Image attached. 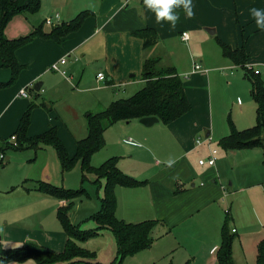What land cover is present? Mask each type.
Listing matches in <instances>:
<instances>
[{
	"label": "crops",
	"instance_id": "1",
	"mask_svg": "<svg viewBox=\"0 0 264 264\" xmlns=\"http://www.w3.org/2000/svg\"><path fill=\"white\" fill-rule=\"evenodd\" d=\"M192 3L195 6L194 17L186 18L183 10H179L180 20L176 28L171 29L167 22L156 23L154 13L144 7L143 0H100V8L97 12H91L78 31L69 34L61 43L51 39L37 38L17 51V59L20 64L25 66L23 71L30 70L29 80L26 82L28 89H26L30 92L34 90V100L31 103L35 101L36 106H48L50 111L56 114L57 121H65L67 126H71V135L76 143L87 136L88 114L95 111L92 110L93 107L99 109L103 105L96 98V95L92 94L95 92L94 88L89 86L79 87L84 82L88 84L85 78L86 72L95 74L99 84L106 82L108 85H112L113 88L121 87L122 93L127 92L128 86L135 84L132 83L133 81L127 80L129 74L142 70L143 75L144 63L149 58H159V67H175L178 73H181V76L186 73L189 75L188 79L185 80V88L192 104V110L178 120L169 123L166 130L167 134L163 138L152 129L157 123L147 127L139 122L141 127H136L134 131L137 136L136 141L132 137L125 140L129 147L126 152H123L124 155L132 158L133 162L130 164L133 166H137L136 164L140 162L142 164L140 168L143 172L137 174L136 170H129V164L120 158H118V165L127 175L139 181H148L143 186L128 188L143 190L145 193L143 195L149 196L150 201L141 207L138 206V209L134 212L137 213L138 220H132V215L121 219H127L128 222H141L150 219L160 220V223L155 227L156 236L158 237H153L154 242L158 243L157 240L162 236H172L174 242L178 245L175 252H178L180 248L186 249V252L181 254L179 260L181 263L187 261L188 264H217V250L222 240V228L225 220L229 218L225 215L227 211H229L232 221L231 230H235L238 236L242 234L250 236L254 247L255 245L258 247L259 242L264 240V180L260 178L262 175L264 179V171L256 172V179L260 178L259 182L245 186L243 180L238 178L237 167H234L229 179H234L235 185L233 182L227 186L218 163L222 160L218 151L216 155L219 158L215 165L200 164V160L210 157L214 150H210L209 145L206 150H200V146L204 145L205 141L200 140L201 143L197 141L200 134L205 132L206 137H209L213 133L214 108L207 88H212V78L209 72L215 68L211 66L206 68V71H202V68L196 70L195 65L198 63L194 62L192 68L189 66L190 69H179L168 62L164 63L170 53V47L164 41L167 42L168 38L180 33L182 41L187 42L191 38L190 30L201 32L204 29L211 35H216L220 30L228 27L241 31L240 27H244L254 20L250 14V9L253 7L264 9V0H192ZM55 13L53 15H56ZM54 20V24L66 22L62 21L60 13L59 18L55 17ZM88 27L90 33L86 32ZM144 28H153L160 35V42L157 45L145 48L143 41L132 34V31ZM207 29H212L215 32L211 33ZM33 30L34 28H32ZM242 31L245 32V29ZM183 33H188L187 40H183ZM229 44L232 45V43ZM233 47L238 48L239 46ZM64 58L67 61L60 66L66 71V74L51 70L52 64L61 63ZM226 59L236 65L231 59ZM217 64L218 67L231 70L230 75L235 74V67H231L232 65L227 61L219 59ZM80 69H83V71L79 73ZM0 70H3V73H0V84L9 82L12 78L11 69L0 67ZM51 72L53 75H50ZM99 72L105 74V80L98 79ZM204 73H207V75ZM45 75H49V78L54 79L53 85L49 88H47L46 82L42 80ZM221 75L223 76V73ZM134 76L135 74H131L130 77ZM37 83L42 84L40 91L35 89ZM142 84H145L144 78ZM22 89L23 87L20 88V91ZM20 91L19 96H22ZM116 95L118 94H115L113 101L119 99ZM70 96H75L79 100L91 98L79 110L74 108V103L71 104L72 110L68 111L71 121L66 120L67 118L63 116V112L67 113L69 109L66 103L69 102ZM16 97L13 96L4 109L0 111V119L3 117V111ZM238 103L240 109H238L239 113L237 112L235 116V122L238 123L237 121L240 118L243 121L242 125L252 123L254 114L245 111L246 108L241 100ZM255 107L257 121V105ZM104 109L100 108L95 112ZM135 120L139 119L124 122L132 124L136 122ZM15 122L16 119L13 117L11 125L14 126ZM18 123L20 124V122ZM54 125L58 128L57 123L49 124V128ZM18 126L16 129H18ZM143 128H148V130ZM230 131L231 129L225 128L224 132L222 130L221 133H218V138L221 139L228 135ZM165 136H171L173 141L163 143L162 139ZM4 142L7 141L0 139V150L2 149L1 151L5 153V159L0 161L1 163L9 158L8 151L10 149L17 151L16 153L24 151V149L15 150L4 147ZM42 147L44 146H39L35 150L45 148ZM241 152L236 154L239 165L256 162L260 155L263 160V151L260 147L241 149ZM55 154L57 156V153ZM118 157L126 158L124 156ZM170 158L176 161L172 167L168 166ZM37 180H48L53 183L51 175L34 181ZM21 181H25L21 176H0V242L18 239V235L21 234L18 231L23 232L22 239L26 240L28 237H32L34 228L31 224H27L29 222H25V217L36 213V210L42 208V206L44 208L45 204L48 205L51 202L48 201V197L56 200V210L59 206L66 204V200L36 190L35 184L27 187ZM26 182L28 181L26 180ZM177 189H180V191L177 192ZM133 194L131 193L134 200H136V196L139 197L141 191L136 192L135 195ZM242 195L243 198L240 197ZM100 207L101 203L99 201L96 208L92 209L90 207V209L84 210L83 217L86 218L83 221L90 219L91 215ZM20 209L30 212L22 218H18L15 212ZM48 210V208H44L41 213ZM66 241L67 235L65 242L63 241L64 246L59 251L65 248ZM1 246L4 248V245ZM233 250L237 264L235 243ZM251 264L254 263L251 262Z\"/></svg>",
	"mask_w": 264,
	"mask_h": 264
},
{
	"label": "rangeland",
	"instance_id": "2",
	"mask_svg": "<svg viewBox=\"0 0 264 264\" xmlns=\"http://www.w3.org/2000/svg\"><path fill=\"white\" fill-rule=\"evenodd\" d=\"M99 8L100 0H42L39 11L34 13L23 12L19 15H16L6 28L5 33L8 38H17L30 34L32 28H35L39 25H43L45 30H51L53 25L47 24L46 18L53 17L54 20L56 15L53 14L55 12L60 13L62 21L70 22L82 11L97 12ZM240 28L241 31H237L234 28L228 27L226 29H222L223 31L220 30L216 35H211L204 29L201 30V32H193L190 30L189 33L191 38L187 42L182 41L180 33L175 34L174 37L168 38L167 42L164 41V43L170 47V53L168 54L167 61L164 63L168 62L170 65L177 66L179 69H190L189 66L192 68L194 62L201 65L202 71L211 66L215 68L209 72L212 78V88H207L208 94L210 93L209 96L214 108L213 133L209 137H206L205 132L200 134L199 140L205 141V144L203 143L204 145L200 146V150L204 151L210 146V150L216 149L220 153L219 156L222 158V160L218 161V163L222 169V175H224L222 177L224 178L225 184L227 186L233 182L235 185V180L232 178L229 179L234 167H237L238 178L239 180H243L245 186H250L254 182H259L258 180L260 178L264 180L262 175L258 180L256 179V172L264 171V163L261 155L256 162L239 165L236 154L237 152H241V150L231 151L225 149L220 145V138H218L219 132L221 133L222 130L224 132L225 128L230 129V118L235 122V116L237 115L238 109H240L238 103L239 100L242 101L243 106L246 108L245 111L248 113L250 112V114H254V119L252 123L242 125L243 121H241V119L238 117V123L235 122L237 127L243 129L256 124V105L251 94V80L245 76L246 73L242 66L233 65L230 60L226 59L227 57L223 55L221 45L217 39V37L223 38L227 42L232 43V45L235 47H240L245 44V50L250 56L249 65H252L254 69H261L262 78L264 79V30L257 27L255 20H253V22L250 24ZM243 29H245V32L242 31ZM86 32H91L89 27L87 28ZM158 36L160 35L158 34ZM219 59L225 60L227 63L232 65L231 67H235V74L230 75L231 70L218 67L219 65L217 63ZM3 70H0V73H3ZM82 71L83 69H80L79 73ZM220 73H223V76L225 77H223ZM131 74H135V76L130 77ZM204 74L207 75V73ZM50 75H53L52 72ZM29 76L30 70L23 71L11 84L0 88V111L4 109L13 96H17L15 100H13L3 111V117L0 119V127L2 128L0 130V139L4 141H11V137L17 130L16 128L19 124L18 122H20L22 117L28 112L31 101L34 100V90H31V92L28 90V98L19 96L20 88L23 87V89H28L26 82H28ZM182 76L184 80H187L189 77L187 73L183 74ZM85 78L88 84H85L84 82V84H81L79 87L82 88L84 86H89L90 88H94L95 92L92 94L96 95V98L101 102V104H103L102 107H99V109H94L95 107H93L92 110L95 111L100 110V108H107L113 101V98H115V94H118L116 95L118 98H127L134 95L139 90L138 88L141 89L144 86V84H142V70H138L136 73L132 72L129 74L127 80L133 81L132 83L135 84L128 86L126 93L121 92V87L113 88L112 85H108L106 82L99 84L96 75L92 72H86ZM42 80L46 82L47 88L52 86L54 83V79L49 78V75H45L44 79ZM90 99L91 98L88 97L84 100H79L75 96H70L68 99L69 102L66 103V105L69 106L67 113L68 111L72 110L71 104L74 103V108L79 110L86 103H88ZM67 113L63 112V116L67 118L66 120L69 119L71 121L70 114ZM17 116L18 118H16ZM13 117L16 119L14 126L11 125V119ZM135 121L136 122H133L132 124H126V122L121 121L118 124L116 123L106 129L104 135V147L94 153L91 158V163L93 166L99 167L113 156H124L126 157L124 159L122 157L118 158L126 161L129 164L130 168L127 167L129 170H136V172H138L137 174L143 172L140 168L142 165L140 162H138L139 164H136L137 166H133L130 164L133 162L132 158L127 157L128 155H124L125 153H123L126 152V149L129 147L125 140L129 139V137H132L135 141L137 139L134 131L136 130V127L141 126L139 125V120ZM52 123H57L58 135L67 147L69 153L71 155L75 154L77 150V143L71 135L70 130H72V127L67 126L65 121H57L56 114H54V112L52 113V111H50L46 105L36 106L30 110V126L28 129V135L30 137L41 136L47 131L49 124ZM168 125L169 124L159 121L157 124H155V126H153L154 128L152 129L163 138V136L167 134L166 130L168 129ZM145 129L148 130V128ZM162 141L163 143H171L173 139H171V136H165ZM14 146L15 147H13V149L15 150L22 149H16L17 146L15 144ZM44 147H42L44 149L39 148L37 151L35 148H27L19 153H16L17 151L10 149L8 151L9 158L3 163L0 162V176H21V178L25 180L21 181V183L27 187H30L31 184L34 185L36 183L34 180L42 179L44 176L47 177L49 175H51L54 184L63 186L65 188H80L82 185H84L90 193V196L75 199L70 214V219L73 223L83 221L84 218H86L83 217L84 210L90 209V207L92 209L96 208L100 201L97 196L98 189L101 192V195H103V189H101V187L99 188V185L93 183V181L96 179V175L91 173L88 175V179L83 181V172L80 160L75 163L72 169L64 171L61 164L57 160L54 148L50 146ZM219 156L216 155L217 160ZM26 180L28 182H26ZM102 181L103 183L105 182L104 178ZM134 189L136 188H128L127 186L123 185L116 186V215L118 218H128V216L132 215V220H138L137 213L134 212L138 209V206L141 207L147 204L146 202L150 201L149 196L143 195V190ZM140 191L141 195L139 197L136 196V200H134V197L131 195V193H134L133 195H135L136 192ZM240 197L243 198V195ZM44 198H46V196H44ZM47 199L48 201H51L48 203V205H44V208L49 209L48 211L41 213V211L44 209L42 206V208H38L36 210V213H32V215L29 217H25V222H29L27 224H31L34 228L32 237H28L26 240L22 239L23 232L18 231L21 233L18 235V239L0 242V245H4V249H15L23 245L25 242H34L39 245H43L47 249L57 251L63 248V241L65 242L66 240V232L64 230L63 224L58 218L57 210L55 209L57 202L51 197H48ZM29 212L30 211H26L25 209H20L15 212V215L18 218H22ZM225 215L229 217L228 224L231 228L232 221L230 219L229 211H227ZM125 220L127 221V219ZM81 224V228L83 229H95L97 225L92 219H87L81 222ZM155 227L152 231V236L157 238L158 236H156L157 233L155 232ZM251 239L252 238L250 236L243 234L236 236L234 243L236 244L238 260L237 264H251V262L256 264L258 248L256 245L254 247L253 241ZM157 242L158 243L153 242L152 246L149 248L142 249L134 254L126 256L121 264H186L187 261L182 263L179 261L181 259V254L185 253L186 249L180 248L178 252H175L178 249V247H176L178 245H176L172 236H162L157 240ZM79 245L83 248L89 249L92 252H95L97 261L103 264L119 263V261L116 260V256L118 254L117 241L111 230H101L98 232V234H95V236L91 237L90 239L79 242ZM0 264L38 263L34 259L2 263L0 259Z\"/></svg>",
	"mask_w": 264,
	"mask_h": 264
},
{
	"label": "trees",
	"instance_id": "3",
	"mask_svg": "<svg viewBox=\"0 0 264 264\" xmlns=\"http://www.w3.org/2000/svg\"><path fill=\"white\" fill-rule=\"evenodd\" d=\"M41 4L42 0H0V67H7L12 71L11 80L0 84V87L11 84L23 71L25 66L20 64L17 59V51L20 48L37 38L51 39L61 43L69 34L78 31L91 14L89 11H82L70 22L53 24L51 30H45L43 25H39L28 35L17 38L6 36V28L16 15L23 12H37L40 10ZM132 34L143 41L145 48L155 46L160 42L159 36L153 28L134 30ZM218 41L224 56L244 68L245 76L251 80V94L257 105L256 124L246 129H239L230 118L231 131L222 137L219 143L228 150L260 147L263 151L264 163V79L261 73L255 72L256 69L249 68L250 58L245 50V44L242 47L234 48L219 37ZM159 62V58H149L145 61L143 68L145 84L134 95L114 100L104 110L88 114L87 136L78 140L74 155L69 153L60 139L56 126H51L41 136H28L30 110L37 105L35 101L31 103L28 112L22 117L14 134L17 142L16 149L52 146L64 171L72 169L75 163L80 160L83 181L88 179L89 174L94 173L96 179L93 182L103 189V195L100 191L97 195L101 207L90 217L97 224L95 229H83L81 223L71 221L70 214L75 199L90 196L87 188L84 185L80 188H65L48 180H37L35 183L36 190L66 200V204L57 209L58 218L67 235L65 248L62 251H55L34 242H25L15 249H4L1 246L0 259L2 263L34 259L38 264H103L97 261L95 252L81 247L79 242L90 239L104 229L111 230L116 238L118 248L116 260L119 261L118 264H121L126 256L152 246L154 242L152 231L160 223V220L128 222L116 215V186L138 187L147 184L148 181H139L124 173L118 165V157L110 158L99 167L92 165L91 158L94 153L104 147L105 131L116 122L156 116L161 122L169 124L192 110L184 78L175 67L162 68L158 66ZM4 147H15L14 141L4 142ZM178 191L180 189H177ZM228 220L229 218L225 220L222 228V240L217 250V264H236L233 246L237 233L231 230ZM257 248L256 264H264V240L259 242Z\"/></svg>",
	"mask_w": 264,
	"mask_h": 264
},
{
	"label": "clouds",
	"instance_id": "4",
	"mask_svg": "<svg viewBox=\"0 0 264 264\" xmlns=\"http://www.w3.org/2000/svg\"><path fill=\"white\" fill-rule=\"evenodd\" d=\"M146 9L154 13L157 24L167 22L171 29H175L180 20V11L183 10L186 18L194 17V5L192 0H143ZM250 14L258 28L264 30V9L253 7ZM176 161L168 160V166L172 167Z\"/></svg>",
	"mask_w": 264,
	"mask_h": 264
},
{
	"label": "built area",
	"instance_id": "5",
	"mask_svg": "<svg viewBox=\"0 0 264 264\" xmlns=\"http://www.w3.org/2000/svg\"><path fill=\"white\" fill-rule=\"evenodd\" d=\"M55 17H56V18H59V13H56V16H55ZM46 23L49 24V25H53V24H54V20H53V18H52V17H48V18L46 19ZM187 39H188V33H183V40H187ZM66 61H67V59L64 58V59L61 60V63L56 62V63L52 64L51 67H50L51 70L59 71V72H61L62 74H66V71H65L64 69H62L61 66H60L61 64H64ZM200 68H201V65H200V64H196V65H195V69H196V70H198V69H200ZM249 68H252V65H249ZM255 72H256V73H261V70H260V69H256ZM98 79H99V80H105V79H106L105 74L102 73V72H99V73H98ZM20 94H21L22 96L29 97V92L27 91V89H22V90L20 91ZM11 140L14 141V144H15V145L17 144V142H16V136L13 135V136L11 137ZM197 142H198V143H201L200 140H198ZM216 154H217V150L214 149V150L212 151L210 157H208V158H206V159H202V160H200V164H201V165H210V166L215 165V164H216V160H217V158H216ZM4 159H5V153H4V151H0V161H3ZM234 231H235V230H234Z\"/></svg>",
	"mask_w": 264,
	"mask_h": 264
},
{
	"label": "water",
	"instance_id": "6",
	"mask_svg": "<svg viewBox=\"0 0 264 264\" xmlns=\"http://www.w3.org/2000/svg\"><path fill=\"white\" fill-rule=\"evenodd\" d=\"M207 30L209 32H211V33L215 32L212 29H207ZM41 86H42L41 83H37L35 85V89L38 90V91H40L41 90ZM159 121H160V119L158 117H156V116H147V117H143V118L140 119V122L143 125L147 126V127H151V126H153L155 123H157Z\"/></svg>",
	"mask_w": 264,
	"mask_h": 264
}]
</instances>
